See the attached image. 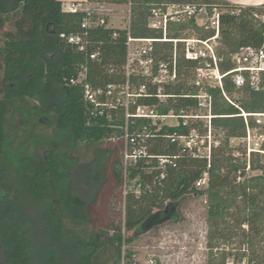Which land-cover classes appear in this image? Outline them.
<instances>
[{
	"label": "trees",
	"instance_id": "16d2710c",
	"mask_svg": "<svg viewBox=\"0 0 264 264\" xmlns=\"http://www.w3.org/2000/svg\"><path fill=\"white\" fill-rule=\"evenodd\" d=\"M106 1L130 3L132 17L138 16L137 23L129 29L110 25L83 28L85 17L97 15L85 10L67 11L61 0H0V264H121L123 245L168 220L177 221L180 200L193 192L207 197L211 229L207 264L227 263L229 253L216 248L221 239L231 236L238 238L241 248L249 247L255 264H264V165L251 163L250 169L260 173L246 175L245 161L228 156L229 162L223 165L212 153L210 161L207 157H181L178 167L169 168L164 180L159 179L160 171L156 169L147 173L141 166L133 168V174H141L149 188H142L139 195L129 191L125 196V231L133 232L126 236L122 227H92L91 204L107 182L104 168L93 166L95 158L77 167L68 165L58 137H71L73 152L79 159H83L80 146L90 148L94 154L107 140L114 147L111 176L122 185V144L111 140L121 130L113 128L106 117L94 116L93 107L84 97L83 83L70 81L78 76L81 65L87 68L86 81L96 87L123 80L128 36H162L148 27L151 10L172 3H192L209 9L220 4L229 7L222 15L221 35L226 36L229 58L223 68H231L236 48L264 45V20L259 17L264 15V4L238 6L227 0ZM187 28L210 34L194 19L174 24L170 33L175 37L177 30ZM63 33L83 35L86 49L80 51L68 43L61 37ZM233 34H239L238 38ZM93 52L98 54L96 59L90 57ZM225 86L228 92L235 88L229 81ZM170 90L181 94L188 87L180 85ZM243 90L249 91L252 103L248 107L240 105L242 108L264 107L263 91L250 87ZM210 91L218 115L213 118V126L226 128L229 136L240 135V128L245 132L241 110L223 96L220 88ZM157 102L156 98H148V103ZM196 102L194 98L178 97L159 110L165 113L174 109L178 113ZM24 111L32 125L30 131L18 125L17 117ZM44 118L50 121L52 135L45 139L42 158L38 159L33 141L42 134ZM200 130L206 131L202 126ZM173 132L187 134L189 129L162 126L150 151L177 153L179 146L160 135ZM11 149L18 151L13 162L9 160ZM205 172L208 186L199 189L196 181Z\"/></svg>",
	"mask_w": 264,
	"mask_h": 264
},
{
	"label": "built area",
	"instance_id": "2783aa9c",
	"mask_svg": "<svg viewBox=\"0 0 264 264\" xmlns=\"http://www.w3.org/2000/svg\"><path fill=\"white\" fill-rule=\"evenodd\" d=\"M83 6L82 3L72 2L65 10L88 11ZM223 13L217 5L209 9L207 5L192 3H172L153 8L148 17V27L161 32L162 36L158 38L128 36L126 60L121 70L124 75L123 80L96 87L86 81L85 65H81L77 77L71 78L72 83H83L84 97L93 107L92 114L106 117L113 128L121 130V134L114 135L111 140L122 143V165L126 180L129 179L132 169L139 166L143 167L147 173L148 167L160 171L159 179L164 180L167 178L169 168L178 167L181 157H207L209 161L211 160L212 149L202 155L196 140L202 136L199 130L203 122L199 120L204 118L207 120L204 129L209 132L213 127V118L218 116L215 114L211 88H220L223 96L241 110L239 115L244 118L246 127L244 138L249 141V154L258 150L252 147L249 117L255 116L256 122L261 124L264 113L246 111L229 97L225 84L229 81L237 90L250 87L264 92V81L261 78L264 73V45L240 47L237 53L232 55L235 65L224 69L223 64L226 59L219 50ZM262 18L264 20V16ZM191 19L210 34L202 35L197 29L187 28L179 30L184 32L183 36L170 35L174 24ZM200 20L205 21L200 23ZM99 25L109 26V22L104 17L94 18L91 15L85 17L82 22L83 28ZM61 37L68 43L76 45L80 51L86 49V40L83 35L63 33ZM165 43L173 45L169 52H162L164 47L159 44ZM97 55V52H93L90 57L96 59ZM182 67L192 69L193 76L187 85L188 90L177 94L170 89L179 86L177 84L182 79ZM178 97L194 98L197 102L193 106L181 109L178 113L174 109L165 113L160 112L161 105ZM148 98H156L158 102L148 103ZM202 111L206 113L201 114ZM164 125L189 129L187 134L178 132L160 134L170 143L179 146L177 153L150 151L153 146L152 141L159 136L158 131ZM261 136L264 140V136ZM250 167L251 165L248 164L247 168L250 169ZM238 179L241 180L242 177ZM208 180V173L205 172L196 181V186L206 187ZM134 186L135 193H140L143 181L137 180ZM233 244H236V247L227 249V246L226 249L220 250L229 253L226 264L256 263L255 260H251L247 245L241 248L237 240H234ZM239 254H243V257ZM262 254L264 256V251Z\"/></svg>",
	"mask_w": 264,
	"mask_h": 264
},
{
	"label": "rangeland",
	"instance_id": "374dc122",
	"mask_svg": "<svg viewBox=\"0 0 264 264\" xmlns=\"http://www.w3.org/2000/svg\"><path fill=\"white\" fill-rule=\"evenodd\" d=\"M69 4H66L65 8H67ZM83 7L91 13L96 14L97 17L108 19L110 26L129 29L137 23L136 19L138 16L134 18L132 17L130 3H112L106 0H93L87 1ZM218 7L223 12L229 11V7L225 4H220ZM263 16L260 14L259 17ZM203 21L205 20H200V23ZM8 27L10 26L8 25ZM177 33L178 34L175 35V37L184 35V32L179 30H177ZM170 35L174 36L172 33H170ZM233 35L237 38L239 36V34ZM141 36H144V34ZM225 41L226 36L222 34L220 37L219 50L225 57L226 61H229V58L226 56ZM159 45L164 47V52H169L173 46L171 43ZM179 46L181 47V45ZM238 50L239 49L236 48L233 55H235ZM231 62L234 66L235 62H233V58L231 59ZM181 74L182 79L177 85L187 86L191 82L193 71L188 67H182ZM261 78L264 81V73L261 75ZM227 93L229 97L239 105H246L248 107L252 103L249 91L243 89L237 90L234 88L233 91ZM247 107L246 109H248ZM246 111H258L256 113H264V107L248 109ZM200 113L204 114L206 112L202 111ZM17 118L18 125L21 128L28 131L32 129L27 111L19 114ZM261 118L263 123L258 124L255 116L249 117V124L252 132V147L258 149L257 151L249 154V141L244 138L246 135V127L245 132H243V128L239 129L240 135L229 136L226 132V128L213 126L209 132H201V130H199L200 135L202 136L196 140L200 145V153L205 155L212 149V153L216 154L217 159H221L223 165L229 162L227 159L228 156L238 158L243 162L245 161L247 165H250L251 163L264 165V140L261 136H264V117ZM172 121L175 122V120ZM199 121L203 122L202 129H204L207 120L204 118ZM41 124L43 125L41 129L42 134L33 141V149L35 150V155L38 159L42 158L46 146L45 139L47 136L50 137V135H52L50 121L44 118L42 119ZM58 137L61 143L60 152L66 156V163L68 165H74L77 167L82 164V161H91V158H95L96 163L93 164V166L104 168L107 182L101 194L91 204V212L93 214L92 227H105V229L107 227H122L126 236L132 235L133 232L125 231V196L129 191L135 192V182L139 179L143 181L141 174L134 175L131 171V173H129V179L126 180L122 165L121 171L123 182L121 185L111 176L113 165L110 157L113 153L114 147L107 142V140L99 144L94 154L90 148L80 146L79 149L83 159H79L76 153L73 152V142L71 137L66 134H61ZM152 143L154 145L155 140H153ZM17 157V150H9L10 161L13 162ZM152 170L153 168H148L149 172ZM250 173H260V170L252 171L247 168L246 175H250ZM196 185L197 184H195V186ZM143 186V190H147L149 188L148 182L143 181ZM206 187L197 188L206 189ZM139 194L140 193H137V195ZM179 215L177 221L168 220L159 226L153 227L150 230L137 235L135 241L123 245V259L121 264H207L209 252L208 234L211 231L208 222L207 197L195 192L186 195L179 202ZM227 219L233 224V220L230 219L229 215L227 216ZM219 228H221V224L219 225ZM237 239L236 236H231L228 240L221 239L219 241L220 245L216 250L220 251L221 249H226L227 246V249L236 247V244L233 243L234 240Z\"/></svg>",
	"mask_w": 264,
	"mask_h": 264
},
{
	"label": "crops",
	"instance_id": "0c3cea01",
	"mask_svg": "<svg viewBox=\"0 0 264 264\" xmlns=\"http://www.w3.org/2000/svg\"><path fill=\"white\" fill-rule=\"evenodd\" d=\"M63 3V8H65L66 4L72 3V2H79L83 5L87 2V0H61ZM231 4L238 5V6H259L264 4V0H227ZM114 27V26H113ZM118 28V27H117Z\"/></svg>",
	"mask_w": 264,
	"mask_h": 264
}]
</instances>
